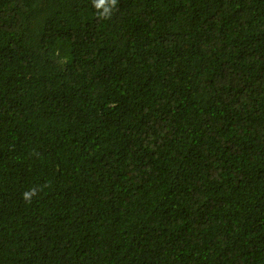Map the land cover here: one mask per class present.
<instances>
[{"label":"trees","instance_id":"trees-1","mask_svg":"<svg viewBox=\"0 0 264 264\" xmlns=\"http://www.w3.org/2000/svg\"><path fill=\"white\" fill-rule=\"evenodd\" d=\"M0 264H264V0H0Z\"/></svg>","mask_w":264,"mask_h":264},{"label":"clouds","instance_id":"clouds-1","mask_svg":"<svg viewBox=\"0 0 264 264\" xmlns=\"http://www.w3.org/2000/svg\"><path fill=\"white\" fill-rule=\"evenodd\" d=\"M116 0H112V5L115 6ZM37 194V190L35 188L31 189L30 191H26L23 196L26 201H30L32 196Z\"/></svg>","mask_w":264,"mask_h":264}]
</instances>
